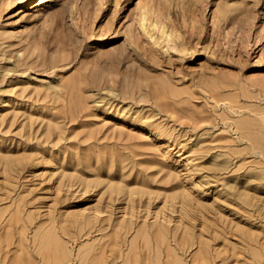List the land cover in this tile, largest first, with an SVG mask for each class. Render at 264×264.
Segmentation results:
<instances>
[{"label": "rangeland", "instance_id": "rangeland-1", "mask_svg": "<svg viewBox=\"0 0 264 264\" xmlns=\"http://www.w3.org/2000/svg\"><path fill=\"white\" fill-rule=\"evenodd\" d=\"M34 2L0 0V264H264V0Z\"/></svg>", "mask_w": 264, "mask_h": 264}, {"label": "bare ground", "instance_id": "bare-ground-1", "mask_svg": "<svg viewBox=\"0 0 264 264\" xmlns=\"http://www.w3.org/2000/svg\"><path fill=\"white\" fill-rule=\"evenodd\" d=\"M34 3H35L34 6H38V5L41 4V2H39V0H36V2H34ZM154 234H155V235H154L155 238H156L158 241L161 240V239L163 238V233H162L161 229H156ZM129 264H132V262L129 261ZM166 264H175V260L172 259L169 263H166Z\"/></svg>", "mask_w": 264, "mask_h": 264}]
</instances>
